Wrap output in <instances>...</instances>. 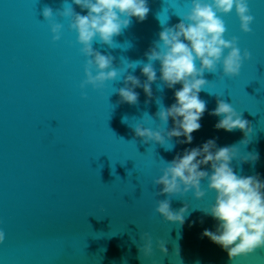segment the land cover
Returning <instances> with one entry per match:
<instances>
[{"label": "water", "instance_id": "obj_1", "mask_svg": "<svg viewBox=\"0 0 264 264\" xmlns=\"http://www.w3.org/2000/svg\"><path fill=\"white\" fill-rule=\"evenodd\" d=\"M0 264H264V0H0Z\"/></svg>", "mask_w": 264, "mask_h": 264}]
</instances>
